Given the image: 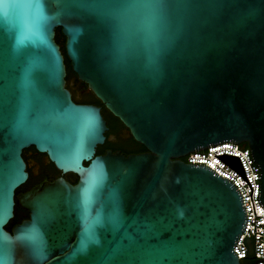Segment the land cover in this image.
Returning <instances> with one entry per match:
<instances>
[{
    "label": "water",
    "instance_id": "95a60500",
    "mask_svg": "<svg viewBox=\"0 0 264 264\" xmlns=\"http://www.w3.org/2000/svg\"><path fill=\"white\" fill-rule=\"evenodd\" d=\"M57 26L145 151L92 157L106 122L72 98ZM223 140L250 148L264 208V0H0V264H241V195L184 158ZM30 144L77 180L15 192ZM15 198L29 216L7 229Z\"/></svg>",
    "mask_w": 264,
    "mask_h": 264
},
{
    "label": "built area",
    "instance_id": "2783aa9c",
    "mask_svg": "<svg viewBox=\"0 0 264 264\" xmlns=\"http://www.w3.org/2000/svg\"><path fill=\"white\" fill-rule=\"evenodd\" d=\"M185 159L192 163H203L236 187L241 195L246 221L232 250L238 258H247L246 239L253 237L254 257L248 258V264H264V208L258 200L261 171L251 156L250 148L223 140L188 152Z\"/></svg>",
    "mask_w": 264,
    "mask_h": 264
},
{
    "label": "flooded vegetation",
    "instance_id": "af4514ba",
    "mask_svg": "<svg viewBox=\"0 0 264 264\" xmlns=\"http://www.w3.org/2000/svg\"><path fill=\"white\" fill-rule=\"evenodd\" d=\"M65 78L66 86L69 88L72 98L76 102L92 103L100 106V112L105 119L107 129L103 131L104 139L102 142L96 144L92 157L105 153L107 149H111L112 151L118 150L123 154L137 153L146 150L145 146L132 136L130 130L122 121L107 109L102 101L88 87L86 82L79 79L73 71L69 73L67 69ZM21 154L26 162V170L28 172L26 178L28 181L26 185L28 186L24 189H19V191H25L39 182L44 184L45 179L53 180L60 175L70 181H76L78 178L75 172L69 170L62 171L58 168L49 158L47 152L38 150L34 144L24 147ZM88 162L89 160L83 161L84 164ZM28 216L29 212L28 215H24L22 219Z\"/></svg>",
    "mask_w": 264,
    "mask_h": 264
},
{
    "label": "trees",
    "instance_id": "16d2710c",
    "mask_svg": "<svg viewBox=\"0 0 264 264\" xmlns=\"http://www.w3.org/2000/svg\"><path fill=\"white\" fill-rule=\"evenodd\" d=\"M55 40L60 44V48H61V50H62V52L64 54V62L66 64V69L70 73V72H72V69H71V66H70L69 59H68V57H67V55L65 53L64 36H63V34L61 32L60 26H57L55 28ZM241 144L246 145L245 142H242ZM27 181L28 180L26 179L23 183H21L19 186H17L16 189H15V191L18 192L19 189H24L26 186H28V185H26L27 184ZM71 182H75V181H71ZM13 212H14L13 216L5 224V227L7 229H10V227L14 223H16L17 221L21 220L24 215H28V211L25 208H23V207H21L19 205V203H18V201H17L16 198H15ZM240 261H241V264H248L250 262V259H248V258H240Z\"/></svg>",
    "mask_w": 264,
    "mask_h": 264
},
{
    "label": "snow or ice",
    "instance_id": "6c2138e0",
    "mask_svg": "<svg viewBox=\"0 0 264 264\" xmlns=\"http://www.w3.org/2000/svg\"><path fill=\"white\" fill-rule=\"evenodd\" d=\"M88 119H89V123L90 124L94 122V118L93 117L90 116ZM96 183H97L96 179H93L91 181L89 186L85 189V195L86 196L92 191V189L95 187ZM84 236H85V240L82 241V245L87 243L90 240H94L95 237H94V234L92 232V226L91 225H88V224L85 225ZM0 260H2V258H0Z\"/></svg>",
    "mask_w": 264,
    "mask_h": 264
}]
</instances>
